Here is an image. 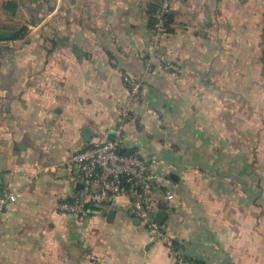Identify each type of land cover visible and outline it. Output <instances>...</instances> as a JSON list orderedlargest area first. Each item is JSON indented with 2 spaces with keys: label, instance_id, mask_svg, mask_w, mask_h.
Listing matches in <instances>:
<instances>
[{
  "label": "crops",
  "instance_id": "1",
  "mask_svg": "<svg viewBox=\"0 0 264 264\" xmlns=\"http://www.w3.org/2000/svg\"><path fill=\"white\" fill-rule=\"evenodd\" d=\"M156 3L0 0V32L27 28L0 42V178L18 195L0 216V264H175L124 199L84 221L58 210L77 191L63 162L110 133L155 157L149 211L168 213L186 259L264 264V0H172L163 44L177 71L152 52Z\"/></svg>",
  "mask_w": 264,
  "mask_h": 264
},
{
  "label": "built area",
  "instance_id": "2",
  "mask_svg": "<svg viewBox=\"0 0 264 264\" xmlns=\"http://www.w3.org/2000/svg\"><path fill=\"white\" fill-rule=\"evenodd\" d=\"M171 2L172 0H157L150 43L152 52L160 56L164 66L177 71V67L169 62L168 52L163 44L169 27ZM123 80L130 96L140 99V83L130 76H124ZM120 151L119 138L115 137L112 142H92L85 149L72 153L63 162V166L76 173V185L80 189H77L75 196L69 201L61 202L58 210L84 221L101 209L112 208L119 200L124 199L130 215L145 227L151 239L162 243L175 264H197L186 259L174 247V240L164 232L162 226L148 217L150 204L156 202L151 197L157 188L158 179L154 168L155 157L143 159L137 154ZM17 198L18 195L0 178V216ZM89 259L94 260V257L89 256Z\"/></svg>",
  "mask_w": 264,
  "mask_h": 264
},
{
  "label": "trees",
  "instance_id": "3",
  "mask_svg": "<svg viewBox=\"0 0 264 264\" xmlns=\"http://www.w3.org/2000/svg\"><path fill=\"white\" fill-rule=\"evenodd\" d=\"M156 8V7H155ZM3 9L8 12L11 16H14L16 13V9H17V5L14 2L8 1ZM155 11V10H154ZM154 13V12H153ZM168 22L170 23V18L168 20ZM153 23V22H152ZM27 32V28L26 27H21L18 30H13V31H2L0 32V42L1 41H14V40H18L21 39L25 36ZM85 149V148H84ZM82 150V149H81ZM121 153H128V152H124L123 150L120 151ZM131 153V152H129ZM69 201V200H68ZM163 227V226H162ZM174 247L178 250L177 248V244L174 241ZM199 264V263H197Z\"/></svg>",
  "mask_w": 264,
  "mask_h": 264
},
{
  "label": "water",
  "instance_id": "4",
  "mask_svg": "<svg viewBox=\"0 0 264 264\" xmlns=\"http://www.w3.org/2000/svg\"><path fill=\"white\" fill-rule=\"evenodd\" d=\"M83 142L86 144H89L91 141V136L88 131H83L82 134ZM114 140V134L110 133L106 137V141L112 142ZM172 178H174V175H171ZM77 189H80V186L77 185ZM114 211L110 209L107 213V220L110 221L114 217ZM167 212L164 210H158V211H149L148 217L157 225L163 226L165 219L167 217ZM138 222V221H137Z\"/></svg>",
  "mask_w": 264,
  "mask_h": 264
}]
</instances>
